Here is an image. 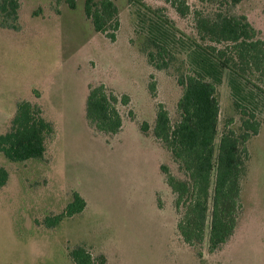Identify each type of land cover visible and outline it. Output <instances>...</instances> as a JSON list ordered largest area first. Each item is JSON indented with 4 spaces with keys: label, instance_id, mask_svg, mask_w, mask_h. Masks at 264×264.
<instances>
[{
    "label": "rangeland",
    "instance_id": "374dc122",
    "mask_svg": "<svg viewBox=\"0 0 264 264\" xmlns=\"http://www.w3.org/2000/svg\"><path fill=\"white\" fill-rule=\"evenodd\" d=\"M111 1L120 22L114 41L94 31L84 14L86 0H75L74 9L66 0H18L15 16L0 10V135L10 130L22 102L34 106L47 124L41 159L12 162L0 153V168L8 176L0 188V264H74L69 254L77 247L97 264L102 259L104 264H207L203 250L213 253L208 251V229L195 247L179 235L175 196L160 167L167 166L178 179L186 176L153 136L158 104L172 125L179 121L182 88L177 78L185 72L184 54L176 51L169 68L155 69L143 53L140 19L163 8L157 15L195 36L194 10L208 16L221 11L246 16L264 40V0H242L235 6L186 0L191 13L185 17L164 0ZM100 84L118 97H129L127 106H118L126 124L122 134L99 133L86 123L88 86ZM217 98L215 148L228 121L240 133L241 115L226 74ZM143 122L150 128L146 134L139 130ZM247 151L233 244L253 251L258 255L253 260L264 263V113ZM75 193L85 201L84 210L47 227L46 220L63 213ZM229 253L223 255L232 260ZM224 256L211 264H229Z\"/></svg>",
    "mask_w": 264,
    "mask_h": 264
},
{
    "label": "trees",
    "instance_id": "16d2710c",
    "mask_svg": "<svg viewBox=\"0 0 264 264\" xmlns=\"http://www.w3.org/2000/svg\"><path fill=\"white\" fill-rule=\"evenodd\" d=\"M71 9L75 0H66ZM180 17L191 11L186 0H164ZM235 6L242 0H198ZM0 10L15 16L18 0H1ZM163 8L153 10L152 17L140 19L145 36L143 53L157 70H165L176 61V51L184 54L185 72L177 78L182 95L177 103L179 121L172 125L162 104L156 111L153 136L170 153L184 172L181 180L167 166L160 170L175 196L179 216L177 231L190 247L204 242L208 229V251L220 249L233 236L242 210L241 181L249 158L247 143L258 135L264 113V40L246 16H232L219 11L213 16L201 10L192 12L195 36L180 32L164 15ZM84 14L95 32L110 41L119 29L118 9L111 0H86ZM142 18V17H141ZM231 90L233 105L241 115L240 133L226 123L218 147L215 138L219 118L217 88L223 75ZM127 95L118 97L103 84L88 86L84 117L88 126L106 135L122 129L118 106H127ZM147 122L139 126L149 131ZM47 124L29 102L16 107L10 130L0 135V153L9 161L38 160L44 156V133ZM0 168V188L7 181ZM85 201L75 193L63 213L46 220L47 227L58 226L65 218L81 213ZM200 254V253H199ZM74 264H97L82 247L69 254ZM100 264H104L105 261Z\"/></svg>",
    "mask_w": 264,
    "mask_h": 264
},
{
    "label": "crops",
    "instance_id": "0c3cea01",
    "mask_svg": "<svg viewBox=\"0 0 264 264\" xmlns=\"http://www.w3.org/2000/svg\"><path fill=\"white\" fill-rule=\"evenodd\" d=\"M125 125H123V130L125 129ZM120 134H122L120 132ZM143 136V135H142ZM144 137V136H143ZM235 245L233 244V236L230 238V240L226 243V245L221 249V250H217L213 253H208L205 252V250H203V260L207 262V264H211L212 262H214L217 258H223V254L225 252H227V250L229 249L230 251V255H231V259L230 260L228 257H226L227 263L229 264H264L261 262H255L253 259H255L254 256H258L256 255L253 251H247L244 249H234ZM228 248V249H227ZM222 264V263H221Z\"/></svg>",
    "mask_w": 264,
    "mask_h": 264
}]
</instances>
